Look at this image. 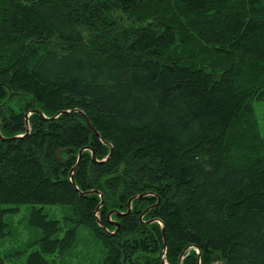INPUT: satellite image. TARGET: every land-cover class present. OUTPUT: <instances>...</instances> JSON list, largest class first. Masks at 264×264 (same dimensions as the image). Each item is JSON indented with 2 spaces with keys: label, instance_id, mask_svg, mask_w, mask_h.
Segmentation results:
<instances>
[{
  "label": "trees",
  "instance_id": "16d2710c",
  "mask_svg": "<svg viewBox=\"0 0 264 264\" xmlns=\"http://www.w3.org/2000/svg\"><path fill=\"white\" fill-rule=\"evenodd\" d=\"M256 100L264 0H0V241L20 205L40 231L0 264L82 228L96 264H264Z\"/></svg>",
  "mask_w": 264,
  "mask_h": 264
},
{
  "label": "rangeland",
  "instance_id": "374dc122",
  "mask_svg": "<svg viewBox=\"0 0 264 264\" xmlns=\"http://www.w3.org/2000/svg\"><path fill=\"white\" fill-rule=\"evenodd\" d=\"M254 107L264 137V101L256 100ZM30 209L31 205L29 204L20 205L15 214L8 216L12 231L9 237L0 241V253L6 255L10 252L11 255L7 259L11 262L23 263L32 250L38 249V244L27 245L28 242L40 235L39 230L37 231L29 225ZM44 210L51 217L61 219L62 222L65 221L64 216L69 214V209L56 205H45ZM14 251H17V253L12 254ZM18 251H22V253H18ZM102 255L100 242L89 230L82 228L75 249L63 261L59 259L58 264H96Z\"/></svg>",
  "mask_w": 264,
  "mask_h": 264
},
{
  "label": "water",
  "instance_id": "95a60500",
  "mask_svg": "<svg viewBox=\"0 0 264 264\" xmlns=\"http://www.w3.org/2000/svg\"><path fill=\"white\" fill-rule=\"evenodd\" d=\"M39 112H40V111H39ZM96 134L99 136V133H98L97 131H96ZM0 136H1V131H0ZM83 150H84V148L81 149L80 152H79L78 162L80 161V159H81V157H82V152H83ZM92 153H93V158L95 159V157H96L95 152L92 151ZM74 169H75V167L73 168L72 173H71V180H72V181H74V175H73V171H74ZM90 192H91V191H90ZM94 192H95V191H94ZM102 202H103V200H102ZM102 202H101V203H102ZM131 203H132V199H131L130 202H129V209H128V212L131 211V208H132ZM128 212H127V213H128ZM144 213H146V211H145ZM112 214L124 215V214H126V213H119V212H116V211H111V212L108 214V217L110 218V216H111ZM112 223H113L114 225H116L117 228H119V223H118V222H112ZM181 260H182V257H181ZM198 264H200V261H199Z\"/></svg>",
  "mask_w": 264,
  "mask_h": 264
}]
</instances>
